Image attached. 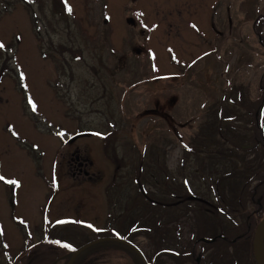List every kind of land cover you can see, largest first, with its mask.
Wrapping results in <instances>:
<instances>
[{
  "label": "rangeland",
  "instance_id": "374dc122",
  "mask_svg": "<svg viewBox=\"0 0 264 264\" xmlns=\"http://www.w3.org/2000/svg\"><path fill=\"white\" fill-rule=\"evenodd\" d=\"M61 4L0 0V264H49L105 238L132 243L149 262L159 254L158 264H176L169 256L184 258L196 240L236 238L247 226L245 246L198 243L195 256L223 264L238 249L233 263L254 264L252 234L264 214L251 216L250 203L244 215L233 212V196L264 174V149L253 133L264 46L252 31L264 0ZM259 28L264 40V19ZM217 113L220 120L206 124ZM256 116L264 129V112ZM229 129L246 135L243 146L223 141ZM109 135L122 158L117 173L105 155L112 146L102 143ZM185 145L198 158L183 159ZM243 161L255 172L245 185L229 179L231 164L240 169ZM138 162L145 193L160 197L154 173L170 178L215 205L218 222L210 218L198 230L194 213H186L187 192L177 194L185 201L177 209L128 199ZM178 210L186 214L175 217ZM159 225L166 243L157 250L146 234L158 237ZM126 257L108 261L127 264Z\"/></svg>",
  "mask_w": 264,
  "mask_h": 264
},
{
  "label": "trees",
  "instance_id": "16d2710c",
  "mask_svg": "<svg viewBox=\"0 0 264 264\" xmlns=\"http://www.w3.org/2000/svg\"><path fill=\"white\" fill-rule=\"evenodd\" d=\"M61 2H62V0H59V4H61ZM260 19H263V18L260 17L257 20L258 22H255L256 23L255 28H256V31L259 32L261 39H263V37L260 33V28H259ZM262 43L264 45V41ZM260 88L262 90V97H261L260 102H258L259 103L258 106H256V111L254 114V120L256 121V125L254 127L253 133H254L255 139L256 140L259 139L260 145L264 149V141H263L264 140V129H263L262 124L259 122V119H257V116H256V114L259 115V114H263V112H264V74L262 75V77L260 79ZM241 94H243V95H241ZM240 95L243 99H245V97H244L245 95H244V93H242V91L239 93V96ZM248 107H250V106H248ZM248 107L246 109V114H248V116L249 115L251 116V113L249 112ZM219 114L218 113L215 114L214 117L211 114V119L206 124L210 125V124L217 123L220 120V118H218ZM209 125H204L202 127V129L205 127H208ZM233 131H234V129L233 130L229 129V134H228V136H226V138L223 139V141L228 143V141H232V138H233L234 139L233 143L236 147L239 146V143L241 144V146H243L244 143L246 142V140H245L246 135H243V136L240 135L239 136L236 134L235 131L234 132ZM112 138L114 140H112ZM103 139H104L102 141L103 147L104 148L107 147V151L110 147V146H108V144L110 143V145L112 146V150L108 151V154L105 153V155L110 160L113 161L115 166H117V168L115 167V169H116L115 173H117L120 170L122 163H121V159H119L118 156H116L114 143L111 144V142L115 141V139H116L115 135H109ZM220 147H221L220 153H222V151H224L222 143L220 144ZM184 148H185V150L183 153V159L187 160L191 155H194L196 158H198L199 152L196 150L195 147H192L190 145H187V146L185 145ZM254 150H255V148L252 149V151H254ZM234 155H236V154L233 152H230L231 157H233ZM244 163H245V161H243V163H242L243 167H241L240 169L237 167L238 165H236L235 163L231 164L232 165L231 166L232 171L234 173L230 174L229 179H234L235 181H239L240 184L245 185V184H248L247 179L250 178V176L247 177V175H249V174L254 175L255 172L248 165L244 166ZM133 165H132V167H133ZM260 166L262 167L261 164H260ZM148 169H149V166H148ZM150 169H151V167H150ZM141 171H142V162H138V164L132 168V173L134 174V176L131 177L132 178L131 179L132 184L136 185L135 195H134V197L129 196L128 199L129 198H132V199L142 198L145 201H147L149 203L148 206H151V207L157 206V207L163 208V209L164 208H166V209H174V208L177 209V207L182 202H185V201L178 202L177 201V197H178L177 194L180 192H187L189 199L186 200V203H187L186 205H187V209H188V211L186 213H188L190 211H192L194 213V217L197 220L196 226H197L198 230L202 229V226H204L203 224L207 220H210L211 216H216V214L218 213L216 206L213 205L212 203H210V202L200 203V202H197L196 200H193V199H195V198H193V199L191 198L192 196H194L193 192L190 190V188L188 186L185 187L182 185H179V186L172 185V181L170 180V178H169V180H166V179L162 180L160 178V176H159V178H158V175L155 176V173L151 177H153L155 179V181H156V182H154L155 184L161 182L160 183L161 187L159 188L160 197L157 198V195L154 196L151 193H147V192L145 193L143 190V187L141 186V176H140ZM145 175L148 176V179H149L150 175L148 173ZM246 177H247V179L244 181V178H246ZM170 181H171V183H170ZM154 187H157V186L154 185ZM216 190H218V188H216ZM175 192H176V195H175ZM237 192H238V194L235 191H233V193L234 194L236 193L235 195H237V196H233V197L238 199V204H236V206H235L236 209L233 210V212H235V213L241 212V214L244 215L246 212L245 211L246 206L248 203H250L253 207L256 208L254 210V212L251 213V216H257V215L261 216L262 214H264V174L258 176V183L255 187H253V188L243 187ZM171 199H172L171 202H167ZM170 203H173V204L169 206ZM192 205H194V207L192 209H190L189 207ZM209 207H211V208H209ZM231 208H233V206H231ZM178 213H180V214L176 215L175 217L181 216V214H182L181 211L178 210ZM185 214H182V215H185ZM207 214H209V215H207ZM246 217H248L250 219L249 215ZM213 222H218V221L214 220ZM218 224H220V223H218ZM214 225L216 226L217 224L214 223ZM247 227L251 228V226L250 227L247 226ZM154 231L158 237H153L148 232L146 234V237L149 240H151L153 243H155L156 246L158 247L157 250H159L166 243L165 242L166 235L164 233H160L158 228H155ZM198 242H200V240H196L194 246L197 245ZM194 246L191 247L190 251L189 250L187 252L182 251V253L185 256L184 258L182 256H180V257L169 256V257L171 259H173L176 264H185V262H188V261L196 264V261H195L196 251H195ZM95 247H96L95 249H98L97 251H89L90 250V248H89V249L83 251L78 256L79 258L77 257L80 260L82 256H86V259H84V260L82 259V262H83L82 264H107V263H109L108 259L112 255L117 254V253H124V254L129 255V257H130L129 260L131 259L133 264H142L141 260L137 257L136 253L132 249L128 248L127 246H125L123 244L115 243V242H103V243H99V244L95 245ZM84 253H85V255H83ZM158 255L159 254H156L154 257L156 258V256H158ZM68 256H70V253L67 256L65 255L62 259H66V258H68ZM87 256H89V257H87ZM154 260L155 259L152 258V260H151V262H149V264H155ZM76 263H77V261H76Z\"/></svg>",
  "mask_w": 264,
  "mask_h": 264
},
{
  "label": "water",
  "instance_id": "95a60500",
  "mask_svg": "<svg viewBox=\"0 0 264 264\" xmlns=\"http://www.w3.org/2000/svg\"><path fill=\"white\" fill-rule=\"evenodd\" d=\"M102 242H115V243L123 244V245L127 246L128 248L132 249L136 253V255L139 257V259L141 260V262L143 264H147L143 255L135 246H133L132 244H130L126 241H122V240H118V239H109V238L93 241V242L77 249L72 254V256H71V258L67 264H72L74 262V260L76 259V257L79 254H81L83 251L87 250L88 248H90L96 244L102 243ZM252 249H253V256H254V260H255L256 264H264V218L258 223V225L256 226V229L254 231ZM197 262H198V260H197Z\"/></svg>",
  "mask_w": 264,
  "mask_h": 264
},
{
  "label": "flooded vegetation",
  "instance_id": "af4514ba",
  "mask_svg": "<svg viewBox=\"0 0 264 264\" xmlns=\"http://www.w3.org/2000/svg\"><path fill=\"white\" fill-rule=\"evenodd\" d=\"M254 25V24H253ZM252 31H253V33L256 35L255 37L256 38H258L259 37V34H258V32L256 31V29H255V26H252ZM77 161H78V159H77ZM84 168H87V164L86 163H80L79 164V173H81V171H83L84 170ZM82 174V173H81ZM212 239H215V240H213V242L211 243V242H209V243H211V244H213V243H215V242H217V241H222V242H225V243H230V244H235V243H237V242H239V245H243V246H245V242H246V240H243V237H242V235H238L236 238H233V240H231L232 238H230L228 235H226V236H224V237H222V235L221 234H219V235H215L214 237H212ZM211 239V240H212ZM208 244V243H207ZM69 253H70V256H68V258H66V259H62L65 255L67 256V255H69ZM71 254H72V251L70 252V251H66V252H64V253H60L58 256H56V258L55 259H53L49 264H59L58 263V261L60 260L61 261V264H67L68 263V261H69V259H70V257H71ZM126 261H127V264H129V262H130V260H129V255H127L126 254ZM79 258V257H78ZM77 258V259H78ZM161 257L158 255L157 256V259L159 260ZM76 259V261H77V263L78 264H82L83 262H82V258L79 260H77ZM238 259H240V258H238ZM158 260H156V264H158L159 263V261ZM252 260H253V263L254 264H256L255 263V261H254V257H253V255H252ZM75 263V262H74ZM77 263H75V264H77ZM225 263H229V264H236V263H233V262H228V261H225L223 264H225ZM30 264H32V263H30ZM107 264H114V263H107ZM125 264V263H124ZM208 264H214V263H212V261L210 260L209 261V263Z\"/></svg>",
  "mask_w": 264,
  "mask_h": 264
},
{
  "label": "snow or ice",
  "instance_id": "6c2138e0",
  "mask_svg": "<svg viewBox=\"0 0 264 264\" xmlns=\"http://www.w3.org/2000/svg\"><path fill=\"white\" fill-rule=\"evenodd\" d=\"M69 11H70V9H69ZM0 47H3V45L2 44H0ZM33 110H35V108L33 109ZM0 179H3L2 177H0ZM11 183H16L15 181H11Z\"/></svg>",
  "mask_w": 264,
  "mask_h": 264
}]
</instances>
